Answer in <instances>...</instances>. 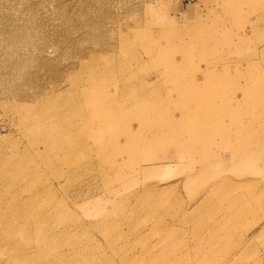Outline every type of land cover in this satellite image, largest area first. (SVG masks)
Masks as SVG:
<instances>
[{
  "label": "rangeland",
  "instance_id": "374dc122",
  "mask_svg": "<svg viewBox=\"0 0 264 264\" xmlns=\"http://www.w3.org/2000/svg\"><path fill=\"white\" fill-rule=\"evenodd\" d=\"M263 125L264 0H0V264H264Z\"/></svg>",
  "mask_w": 264,
  "mask_h": 264
},
{
  "label": "bare ground",
  "instance_id": "6f19581e",
  "mask_svg": "<svg viewBox=\"0 0 264 264\" xmlns=\"http://www.w3.org/2000/svg\"><path fill=\"white\" fill-rule=\"evenodd\" d=\"M240 2V1H239ZM200 22V21H199ZM196 23V22H195ZM198 24V23H197ZM199 27V26H198ZM257 27V26H256ZM144 32V31H143ZM196 32H198V31H196ZM173 33V32H172ZM176 34V33H175ZM145 35V34H144ZM191 38H198L196 35H195V32H193L192 34H191ZM142 37V36H141ZM171 37H168V39H170ZM152 39V38H151ZM153 40V39H152ZM201 40V39H200ZM139 41V40H138ZM147 41V40H146ZM154 41V40H153ZM171 41V40H170ZM203 41H205L204 39H203ZM151 45V44H150ZM154 46V45H153ZM158 46V45H157ZM155 47V46H154ZM139 48V47H138ZM174 48V46H173V43H171V42H168V45L166 46V47H162V46H160L159 45V47H158V50H159V52L160 53H163V55H168V54H170L171 52H172V50H174L173 49ZM150 49H152V48H150ZM123 50V49H122ZM147 50H149V49H147ZM126 51V50H125ZM154 52V51H153ZM160 53H158L159 55H160ZM165 53V54H164ZM207 53V52H206ZM161 57V56H160ZM166 57V56H165ZM156 59H157V57H156ZM167 59H169V58H167ZM176 60V59H175ZM158 61H159V59H158ZM153 62V61H152ZM171 65H173L172 66V68L173 69H171V70H173V72L175 73V75L176 74H178V73H176V72H179V70L177 69V67L175 66V63H171ZM168 70V69H167ZM170 71V70H169ZM167 72V71H166ZM205 72V71H204ZM168 73V72H167ZM171 73V72H170ZM174 75V74H173ZM97 76V75H96ZM174 79H178L176 76H174ZM196 82V81H195ZM227 82V81H226ZM191 85H192V83H191ZM190 85V86H191ZM193 85H195V84H193ZM180 86V85H179ZM186 86V85H185ZM187 86H189V85H187ZM195 87V86H194ZM180 89V88H179ZM184 89V88H183ZM128 90V89H127ZM181 90V89H180ZM185 90V89H184ZM222 92V91H221ZM150 93V92H149ZM92 93H90V95H88V99L89 100H91V105H93V107H94V110H95V112L100 116V119L99 120H96V125H97V129L96 130H94L93 131V136L94 137H97V139L100 141V140H102L103 139V137H105V134L106 133H110L111 135H110V138L112 137V136H114L115 135V137L116 136H119L117 133H118V131H117V129H119V124L117 123V117H112L111 115H110V113H111V108H107L109 105L108 104H110L109 102L108 103H106V97L104 98V95L103 96H94L93 94L91 95ZM170 94V93H169ZM91 96V97H90ZM144 95H136L135 94V97L136 98H138V97H143ZM151 98V97H150ZM160 98V97H159ZM139 99V98H138ZM142 103L144 104V101L142 100ZM147 103V102H146ZM143 104H142V106H143ZM197 104H198V102H197ZM60 105V104H59ZM108 105V106H107ZM149 105V104H148ZM152 105V104H151ZM154 105V104H153ZM105 106H107V107H105ZM125 106V105H124ZM151 108H153L154 109V107L152 106ZM58 110V109H57ZM203 110H202V108H201V106H200V102H199V104H198V106H195V107H191V105H187V104H185L184 103V106H183V116H184V119H185V125H184V130L186 131V135H185V137H184V139L183 140H181L180 142L177 140V141H174L173 140V145H176L177 146V148H182L183 150L185 149L186 150V148L188 149V148H190V147H194V148H199L201 145L199 144L200 142V140H201V138L203 137L204 138V151H205V153H208L209 151H210V148H211V146H212V144L214 143V141H215V137H213L212 135V137L211 136H209V134H208V131H210V132H212V134H215L216 136L217 135H219V134H221V129L220 128H218V127H216L215 129H213V128H211V127H208V125L206 124V123H204L203 121H204V119L205 120H208L209 118V116L211 115L208 111H205L204 113H205V115L203 114V112H202ZM154 113V112H153ZM52 117H53V119H54V122H55V124H54V127L56 126V122H59V119L58 118H54V116H53V114L51 115ZM56 116H57V114H56ZM52 117H49V118H52ZM61 117V116H60ZM200 126V127H199ZM264 126V125H263ZM182 130V129H181ZM208 130V131H207ZM231 130V129H230ZM30 131V130H29ZM117 131V132H116ZM114 132V133H113ZM183 132V131H182ZM257 132V131H256ZM185 133V132H184ZM151 135V134H150ZM249 135V134H248ZM255 135H256V133H255ZM264 136V135H263ZM70 139H73V137H71ZM181 139V138H180ZM194 139V140H193ZM109 140V139H108ZM108 140L106 141V142H108ZM117 140V139H116ZM168 141V140H167ZM167 141H164V140H161V141H157L156 143H154V142H150V143H145L144 144V146H145V148L147 147V148H153V147H156V146H160V145H168V142ZM262 141H264V140H262ZM172 142V141H171ZM195 142V145L193 144ZM99 143V142H98ZM102 143H103V145H102ZM47 144V143H46ZM48 144L52 147L51 149H50V155H51V153H52V155H55L56 153H57V151L56 152H53L54 151V146H56L55 144H51L50 142H48ZM80 144V142L78 143V145ZM99 144H101L103 147H104V145H105V142L104 141H101V143H99ZM171 144V145H172ZM236 144H238V143H236ZM250 144V143H249ZM128 145V144H127ZM130 145V144H129ZM77 141L74 139V140H69L68 142H67V145L65 146V147H63V149H62V151H63V153H67V152H69V151H71V152H76L77 151ZM118 146V145H117ZM95 146H91V149L92 148H94ZM120 147V146H119ZM240 147V146H239ZM117 148V147H116ZM246 149V148H245ZM47 151V150H46ZM74 152V153H75ZM78 152V151H77ZM250 153H252V151H249ZM248 152V153H249ZM256 152V151H255ZM261 152V151H260ZM73 153V154H74ZM86 153V152H85ZM95 154V153H94ZM166 154H170V152H168V153H166ZM257 154V153H256ZM208 155V154H207ZM153 157H155V156H153ZM168 158H170V155H168L167 156ZM257 157V156H256ZM22 159V158H21ZM105 159H107V158H105ZM247 160H249V156H248V159ZM10 162V161H9ZM22 162V161H21ZM66 162V161H65ZM27 164V163H26ZM57 164V163H56ZM28 165V164H27ZM16 167V166H15ZM104 167V166H103ZM28 168V167H27ZM142 170V172H144L145 173V171L146 170H143V169H141ZM6 171V170H5ZM16 171V170H15ZM14 172V171H13ZM19 172V171H18ZM17 172V173H18ZM28 172V171H27ZM34 173V172H33ZM151 173H153V171L151 172H149V174H151ZM146 174V173H145ZM17 175V174H16ZM46 175V174H45ZM31 176V175H30ZM40 177V176H39ZM38 177V178H39ZM121 177V176H120ZM124 178V177H123ZM42 179V178H41ZM19 180V179H18ZM32 180V179H31ZM11 182H13V181H11ZM40 188V187H39ZM60 188V187H59ZM38 190V189H37ZM34 191V190H33ZM34 193V192H33ZM149 193V192H148ZM37 194V193H36ZM130 195V194H129ZM135 195V194H134ZM124 196V195H123ZM126 196V195H125ZM50 197V196H49ZM56 202V201H55ZM54 202V203H55ZM59 204V203H58ZM50 205V204H49ZM80 207H82L83 208V206H84V208L86 207V203L84 202V203H81L80 205H79ZM29 208V207H28ZM57 208V207H56ZM21 209V208H20ZM46 210V209H45ZM56 210V209H55ZM84 211H85V213H86V215H91V212H90V210L89 209H84ZM38 214V213H37ZM39 215H41V214H39ZM46 216V215H45ZM44 216V217H45ZM51 217V216H50ZM40 221L42 222V220H39L38 221V224H40ZM37 224V225H38ZM43 224V223H42ZM42 224L41 225H39V227H41L42 226ZM53 228V227H52ZM46 230V229H45ZM43 231V230H42ZM52 231V230H51ZM38 232V231H37ZM46 233V232H45ZM53 233V232H52ZM44 235V234H43ZM41 237V236H40ZM44 237V236H43ZM44 239V238H43ZM48 239V237H47V235H46V237H45V240H47ZM52 239V238H51ZM48 243V242H47ZM55 245V244H54ZM53 245V246H54ZM70 255V254H69ZM67 256V255H66ZM65 259V258H64ZM68 259V258H67ZM73 259V258H72ZM74 264V263H73Z\"/></svg>",
  "mask_w": 264,
  "mask_h": 264
}]
</instances>
